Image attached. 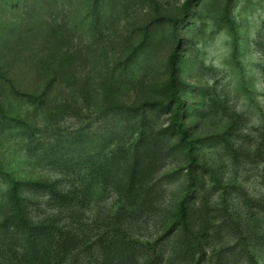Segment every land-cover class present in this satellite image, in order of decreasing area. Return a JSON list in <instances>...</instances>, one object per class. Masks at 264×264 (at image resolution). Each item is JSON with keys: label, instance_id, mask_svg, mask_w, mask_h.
I'll list each match as a JSON object with an SVG mask.
<instances>
[{"label": "rangeland", "instance_id": "rangeland-1", "mask_svg": "<svg viewBox=\"0 0 264 264\" xmlns=\"http://www.w3.org/2000/svg\"><path fill=\"white\" fill-rule=\"evenodd\" d=\"M95 1L0 0V264H264V0Z\"/></svg>", "mask_w": 264, "mask_h": 264}, {"label": "trees", "instance_id": "trees-1", "mask_svg": "<svg viewBox=\"0 0 264 264\" xmlns=\"http://www.w3.org/2000/svg\"><path fill=\"white\" fill-rule=\"evenodd\" d=\"M99 0L95 1V4H97ZM176 70H175V64L172 61L171 62V77L172 80L176 81ZM176 93L174 94V96ZM177 120V119H176ZM176 123V122H175ZM190 155V166L188 168V181L190 184L194 181V173L197 169L196 164V158L195 155L191 152ZM135 175H132L130 177V185H133L134 183H137V181L134 178ZM10 181V188L8 192V204L9 209L11 213V218L19 224V226L24 227L28 230L32 229L31 221H30V204L31 199L25 196V190L27 189H45L50 194L57 196L56 190L52 185L45 184V183H36V182H25V181H15V180H9ZM190 194V193H189ZM178 224L183 227L185 232L190 233L189 227H188V204L187 200L183 201L180 210H179V220ZM34 231V230H33ZM38 235L36 233H33L32 231L29 232L28 241L34 243L38 239ZM42 261H38L37 264H40ZM44 263V262H42ZM47 264V263H44Z\"/></svg>", "mask_w": 264, "mask_h": 264}]
</instances>
